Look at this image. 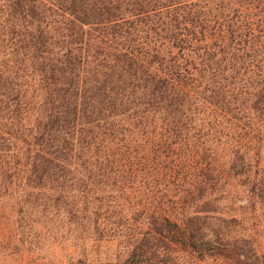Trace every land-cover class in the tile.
Returning a JSON list of instances; mask_svg holds the SVG:
<instances>
[{
    "label": "trees",
    "instance_id": "1",
    "mask_svg": "<svg viewBox=\"0 0 264 264\" xmlns=\"http://www.w3.org/2000/svg\"><path fill=\"white\" fill-rule=\"evenodd\" d=\"M263 242L264 0H0V258L264 264Z\"/></svg>",
    "mask_w": 264,
    "mask_h": 264
},
{
    "label": "rangeland",
    "instance_id": "2",
    "mask_svg": "<svg viewBox=\"0 0 264 264\" xmlns=\"http://www.w3.org/2000/svg\"><path fill=\"white\" fill-rule=\"evenodd\" d=\"M44 246L46 249L41 247L40 251L34 253L33 251H27L29 250L28 248L22 247L20 253L14 254L15 256L1 257L0 264H60L66 260L64 250H61V244L58 246L51 245V248H48L47 245ZM112 252V244L105 246L104 244H100L96 252L91 251L90 254L104 263L106 262L105 260L110 257Z\"/></svg>",
    "mask_w": 264,
    "mask_h": 264
}]
</instances>
